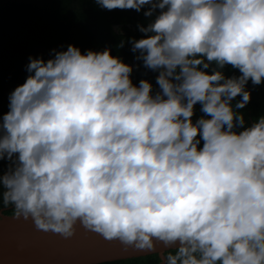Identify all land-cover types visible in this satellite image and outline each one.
Returning <instances> with one entry per match:
<instances>
[{
  "label": "clouds",
  "instance_id": "9594fccd",
  "mask_svg": "<svg viewBox=\"0 0 264 264\" xmlns=\"http://www.w3.org/2000/svg\"><path fill=\"white\" fill-rule=\"evenodd\" d=\"M94 3L147 6L128 42L157 88L107 47L30 56L0 115V208L65 238L159 243L160 264H264V115L238 111L264 82V0Z\"/></svg>",
  "mask_w": 264,
  "mask_h": 264
},
{
  "label": "trees",
  "instance_id": "16d2710c",
  "mask_svg": "<svg viewBox=\"0 0 264 264\" xmlns=\"http://www.w3.org/2000/svg\"><path fill=\"white\" fill-rule=\"evenodd\" d=\"M146 8L140 12L134 9L107 10L94 0H0V115L8 110L9 93L26 78L29 57L47 59L52 49H66L70 43L82 52L110 48L113 55L133 65V83H138L141 78L148 79L155 91L157 72L145 68L142 61L136 59L137 53L131 50L128 42L129 38L138 39L144 35L138 25H146L150 19L143 15ZM223 71L226 76L239 75V70L230 65H226ZM246 89L250 90L251 98L244 108L238 110L244 114V127L264 115V82L253 85L249 80ZM239 99V96L235 97L233 103ZM200 107L199 103L194 106L193 121L203 115ZM6 164L0 160V172ZM3 213L13 214L11 208L3 209ZM158 263L159 257L154 253L98 264Z\"/></svg>",
  "mask_w": 264,
  "mask_h": 264
},
{
  "label": "water",
  "instance_id": "95a60500",
  "mask_svg": "<svg viewBox=\"0 0 264 264\" xmlns=\"http://www.w3.org/2000/svg\"><path fill=\"white\" fill-rule=\"evenodd\" d=\"M170 250L137 249L118 239L106 240L77 224L71 237L44 232L32 220L0 210V264H98ZM160 264V261L159 263Z\"/></svg>",
  "mask_w": 264,
  "mask_h": 264
}]
</instances>
